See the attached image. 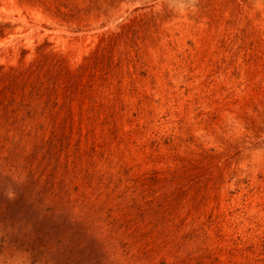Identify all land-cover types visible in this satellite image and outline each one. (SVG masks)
<instances>
[{
	"label": "rangeland",
	"instance_id": "1",
	"mask_svg": "<svg viewBox=\"0 0 264 264\" xmlns=\"http://www.w3.org/2000/svg\"><path fill=\"white\" fill-rule=\"evenodd\" d=\"M0 50V264H264V0H0Z\"/></svg>",
	"mask_w": 264,
	"mask_h": 264
},
{
	"label": "bare ground",
	"instance_id": "2",
	"mask_svg": "<svg viewBox=\"0 0 264 264\" xmlns=\"http://www.w3.org/2000/svg\"><path fill=\"white\" fill-rule=\"evenodd\" d=\"M18 20H22L23 22L25 23H28L27 22V18L26 16H22L20 15V17L18 18ZM17 20V21H18ZM23 24V23H22ZM25 25V24H24ZM23 25V26H24ZM23 28V27H21ZM25 28V26H24ZM40 30V29H39ZM18 34H21L23 36V39L26 40V42L28 44H31L32 42V39L35 37L33 36L32 32H31V29H24L22 30V32H19ZM16 35V34H15ZM11 38V37H10ZM22 45L21 43H18V44H13V42L9 43L8 45L5 46V48L3 49V51H6L7 53H9V51H14L17 49L18 46ZM1 51V50H0Z\"/></svg>",
	"mask_w": 264,
	"mask_h": 264
},
{
	"label": "clouds",
	"instance_id": "3",
	"mask_svg": "<svg viewBox=\"0 0 264 264\" xmlns=\"http://www.w3.org/2000/svg\"><path fill=\"white\" fill-rule=\"evenodd\" d=\"M195 2H196V0H193V4H195ZM5 195L8 199H15L16 193L12 190L11 191L7 190L5 192Z\"/></svg>",
	"mask_w": 264,
	"mask_h": 264
}]
</instances>
